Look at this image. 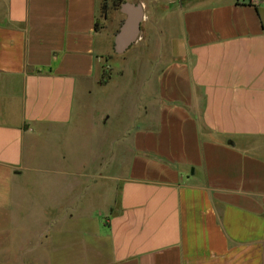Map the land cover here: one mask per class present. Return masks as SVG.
I'll use <instances>...</instances> for the list:
<instances>
[{"label": "crops", "instance_id": "0c3cea01", "mask_svg": "<svg viewBox=\"0 0 264 264\" xmlns=\"http://www.w3.org/2000/svg\"><path fill=\"white\" fill-rule=\"evenodd\" d=\"M78 96L109 111L61 168ZM0 223V264H264V0H0Z\"/></svg>", "mask_w": 264, "mask_h": 264}, {"label": "rangeland", "instance_id": "374dc122", "mask_svg": "<svg viewBox=\"0 0 264 264\" xmlns=\"http://www.w3.org/2000/svg\"><path fill=\"white\" fill-rule=\"evenodd\" d=\"M112 15V13L107 12V15ZM101 17V16H100ZM101 19V18H100ZM99 22V21H98ZM115 25V20L112 19V17H109L107 26L109 29H111ZM106 26V27H107ZM105 27V28H106ZM104 28V29H105ZM107 28V29H108ZM107 59L103 61L102 63V75L105 77H108L110 74H118L117 73V67L116 65L118 63H121L122 60H124L122 55H115L113 52H110V55L106 57ZM76 102H77V108L76 110L74 109L73 113V121L70 127L66 128L63 130V132L60 133V135H63L62 137H66V140H61V147H57L59 143H56L55 146L52 148L54 152V163L56 166H59L61 168L69 167L72 164L74 165H85V161L87 159V154L89 151L91 152H96V148L98 147V141L96 140V132L100 130L101 126V121H99L100 115L103 114L102 111L108 110V96L105 98V101H100L94 98L89 99V105L91 108H87V102H85L84 98L81 96L76 97ZM115 100L113 101V103ZM112 103V104H113ZM93 104V105H92ZM104 106L106 109H101L100 107ZM81 107V108H79ZM79 108V109H78ZM109 111V110H108ZM88 116L91 117V120H88ZM68 140V141H67ZM47 146H49V143H47ZM102 148L105 150L106 149V143L102 146ZM116 148L114 145V142H112V139L109 140V154H112V149ZM51 149V148H50ZM45 152L46 147H45ZM111 156L108 158V163L111 164L112 161ZM47 179V178H46ZM46 179H44L46 181ZM110 193L113 192V190L110 188ZM51 192L50 189H46V195L50 196ZM45 201H48V198L45 196ZM46 206L48 208H51V204L49 201L46 203ZM18 220L15 221L18 224L21 223L20 221V214L19 217L17 218ZM3 223V222H2ZM0 223V227H4ZM53 226V225H52ZM63 227L66 228H85L88 226V222L86 221H67L63 222ZM0 242L5 243L6 238L5 236H0Z\"/></svg>", "mask_w": 264, "mask_h": 264}, {"label": "water", "instance_id": "95a60500", "mask_svg": "<svg viewBox=\"0 0 264 264\" xmlns=\"http://www.w3.org/2000/svg\"><path fill=\"white\" fill-rule=\"evenodd\" d=\"M119 11L124 15V20L113 38L112 51L115 55L124 53L136 40L143 12L139 5L123 3Z\"/></svg>", "mask_w": 264, "mask_h": 264}]
</instances>
